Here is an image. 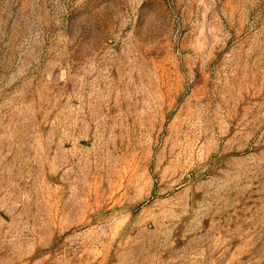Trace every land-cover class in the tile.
<instances>
[{
  "label": "rangeland",
  "instance_id": "obj_1",
  "mask_svg": "<svg viewBox=\"0 0 264 264\" xmlns=\"http://www.w3.org/2000/svg\"><path fill=\"white\" fill-rule=\"evenodd\" d=\"M0 264H264V0H0Z\"/></svg>",
  "mask_w": 264,
  "mask_h": 264
}]
</instances>
